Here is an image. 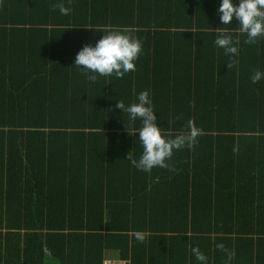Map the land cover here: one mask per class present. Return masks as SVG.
Returning <instances> with one entry per match:
<instances>
[{
	"label": "trees",
	"instance_id": "obj_1",
	"mask_svg": "<svg viewBox=\"0 0 264 264\" xmlns=\"http://www.w3.org/2000/svg\"><path fill=\"white\" fill-rule=\"evenodd\" d=\"M159 1L0 0V264H196L193 246L264 264V37L223 25L220 0ZM219 28L240 41L233 68ZM114 31L141 41L136 70L91 81L75 56ZM144 90L158 127L201 129L148 173L128 159L140 123L115 107Z\"/></svg>",
	"mask_w": 264,
	"mask_h": 264
},
{
	"label": "clouds",
	"instance_id": "obj_2",
	"mask_svg": "<svg viewBox=\"0 0 264 264\" xmlns=\"http://www.w3.org/2000/svg\"><path fill=\"white\" fill-rule=\"evenodd\" d=\"M71 0H69V3ZM54 8L59 10L61 15H69L70 7H66L63 0L55 4ZM219 20L223 25H229L235 19L238 21V32L246 36L245 43L255 44L258 39L264 37V0H220L218 9ZM217 29L218 34L214 40L216 47L223 49L229 58V68L238 63L239 39ZM142 52L140 40L129 34L114 31L103 36L94 45H84L76 54L74 66L79 67L88 79L95 81L97 75L117 78L123 77L126 73L136 70V60ZM253 84L264 80V71L255 70L250 76ZM115 107L122 113H127L130 123L139 121L140 127L129 134L138 133L137 140L142 148L138 159H128L132 165L145 173L153 168H168V161L174 152L185 147L191 148L201 134V129L196 126L193 120L186 122V131L171 135L165 128L157 126L156 112L153 109L152 100L147 90L136 95L135 101L127 106L123 101H116ZM138 240H143V235L136 234ZM217 248L227 254L231 260L232 253L225 248L224 244H217ZM191 254L196 264H207V257L198 246L191 247Z\"/></svg>",
	"mask_w": 264,
	"mask_h": 264
},
{
	"label": "crops",
	"instance_id": "obj_3",
	"mask_svg": "<svg viewBox=\"0 0 264 264\" xmlns=\"http://www.w3.org/2000/svg\"><path fill=\"white\" fill-rule=\"evenodd\" d=\"M160 3H159V5L157 6V8H156V10H158V11H166V10H168L169 8H175V6L173 5L172 6V0H160L159 1ZM183 6V7H185V5L183 4V2L182 3H179V6ZM178 6V7H179ZM263 164H264V157L263 158H261V159H259ZM249 213H251V212H249ZM259 214L256 216V215H254V216H256V217H263V215H264V212L262 211V210H260L259 212H258ZM57 233V232H56ZM44 256H46L47 257V260L49 261V260H53V259H51V255H50V253L48 252V251H45L44 252ZM111 257H112V260H116V257L117 256H115V255H112V256H109L107 259H111ZM5 262H3V264H4ZM10 264H13V263H10ZM52 264H55L54 263V261H53V263Z\"/></svg>",
	"mask_w": 264,
	"mask_h": 264
},
{
	"label": "built area",
	"instance_id": "obj_4",
	"mask_svg": "<svg viewBox=\"0 0 264 264\" xmlns=\"http://www.w3.org/2000/svg\"><path fill=\"white\" fill-rule=\"evenodd\" d=\"M105 264H114V263H110V261H107V262H105ZM118 264H126V262H121V263H118Z\"/></svg>",
	"mask_w": 264,
	"mask_h": 264
}]
</instances>
